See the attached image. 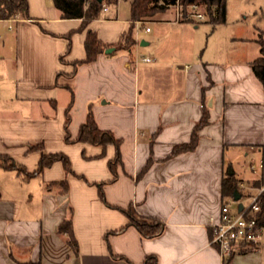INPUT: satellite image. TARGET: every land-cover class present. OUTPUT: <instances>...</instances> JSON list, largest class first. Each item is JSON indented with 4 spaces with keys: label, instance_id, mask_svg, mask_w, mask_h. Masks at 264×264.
<instances>
[{
    "label": "crops",
    "instance_id": "crops-1",
    "mask_svg": "<svg viewBox=\"0 0 264 264\" xmlns=\"http://www.w3.org/2000/svg\"><path fill=\"white\" fill-rule=\"evenodd\" d=\"M27 1L29 17L13 29L0 20V156L34 173L43 153H62L72 172L59 161L24 179L17 170L0 167V264H143L149 256L158 264H225L229 259L230 264H264V242L226 261L212 243L213 224L229 201L222 194L229 171L233 168L241 185L240 201L232 199L236 211L262 181L250 171L251 163L264 159V87L251 68L260 56L256 30L232 37L250 46L221 50L217 59L190 65L158 53L153 62H140L138 73L132 64L136 41L151 45L152 29L136 31L130 17L119 19L109 7L78 31L83 20L62 18L52 0ZM173 12H159L150 22L176 24ZM131 24L135 45L129 53L118 46ZM88 30L106 48L72 76L74 62L86 58ZM142 47L140 53L149 56ZM109 48L114 51L107 53ZM72 100L68 129L73 139L92 106L99 128L121 140L114 182L109 163L115 146L104 152L99 145L65 142ZM205 109L210 121L199 131L196 148L173 155L176 146L191 141ZM38 145L42 151L31 150ZM248 157L246 172L240 160ZM130 205L162 222L163 232L146 239L127 227L129 220L117 207ZM69 217L78 253L68 235L58 232Z\"/></svg>",
    "mask_w": 264,
    "mask_h": 264
},
{
    "label": "trees",
    "instance_id": "trees-1",
    "mask_svg": "<svg viewBox=\"0 0 264 264\" xmlns=\"http://www.w3.org/2000/svg\"><path fill=\"white\" fill-rule=\"evenodd\" d=\"M55 7L61 12V17L64 19H82V25L78 31H84L88 28L91 21L97 19L102 11L104 5L108 7H117L121 1H127L130 4V20L134 23L135 21H150L159 12L166 11L168 8L174 6L178 0H103L99 3L97 0H90V5L85 9V0H52ZM162 2V4H160ZM182 5L183 13L186 15L188 6L191 4H197L202 6L205 10L207 17L206 22L213 25L223 24L227 21V0H180ZM16 15H20L23 18L29 17V4L27 0H0V19L7 20ZM184 18L182 22H189ZM256 41L260 46V56L251 62V68L255 76L262 83L264 87V29L258 30ZM135 45V26L131 24L129 29L123 34L121 42L118 48L127 52H132ZM106 45L101 41L96 32L91 30L87 31L85 40L86 58L84 60L74 62V72L76 73L78 68L84 64L93 63L98 59V56L104 52ZM73 100L67 108V122L65 124L66 135L65 142L72 143H88L91 145L102 146L104 152L110 145L115 146L116 156L110 161L109 167L114 175V182L117 177V166L121 164V153L120 145L121 140L116 138L114 133L110 130H102L97 125L95 120L92 106L89 107L88 116L86 122L81 126L79 134L76 138H72L71 132L68 129L70 122V110L73 106ZM210 116L208 111L205 109L203 117L196 124L191 141L186 144L178 145L175 147L173 155L193 151L199 142V131L209 124ZM41 145L33 146L31 150H41ZM62 162L67 173H71V162L69 158L62 154H46L43 153L39 162V167L36 172H27L25 166L16 161L14 158L1 155L0 156V167L7 170H17L20 174L24 175V179H29L33 176L41 174L46 168L52 166L56 162ZM150 166L148 164L147 168ZM261 182V183H260ZM256 182V187H259L262 181ZM106 182L100 184L104 185ZM64 189L67 190L68 183L64 181ZM241 191L240 181L234 175L227 174L223 180L222 194L224 199H233L235 191ZM100 196L103 201H106L105 193L100 188ZM122 211L128 218L129 223L127 227H135L141 236L146 239H153L163 232L164 224L159 220L148 218L139 215L134 207L130 205L127 209L117 207ZM257 218L261 224H264V196H263V207L260 212L257 213ZM122 229L121 231H123ZM119 231V232H121ZM58 232L61 234L68 235V243L78 253V241L74 234L73 220L72 217L64 220L59 228ZM116 232V233H119ZM111 234V233H108ZM250 249H243L241 252L249 251ZM22 264H36L34 262H25ZM143 264H158L155 256H149ZM225 264H230V259Z\"/></svg>",
    "mask_w": 264,
    "mask_h": 264
},
{
    "label": "rangeland",
    "instance_id": "rangeland-1",
    "mask_svg": "<svg viewBox=\"0 0 264 264\" xmlns=\"http://www.w3.org/2000/svg\"><path fill=\"white\" fill-rule=\"evenodd\" d=\"M129 8L130 4L127 1H122L117 7H110L111 14L115 15L118 12V17L122 20L130 17ZM167 10L176 11L173 6ZM200 11L206 13L202 6H200ZM149 27L152 29V34H147V37L154 36L155 38L151 45L142 47V50L146 51L152 59L161 53L163 56L175 55L176 63L190 65L204 63L209 59L220 57L221 50L231 52L233 48L250 46L251 43L248 41L233 42L232 37L252 35L255 30L258 34V30L264 29V0H227V21L223 24L213 25L206 21L176 24L153 22ZM141 30L140 32H143V29ZM141 55L144 54L141 53ZM139 68L138 65V73ZM103 101L101 100V103ZM250 159L248 157L240 160V164L246 172H248ZM228 202L232 212L236 213V202L232 199H229ZM246 203L248 204L247 201Z\"/></svg>",
    "mask_w": 264,
    "mask_h": 264
},
{
    "label": "built area",
    "instance_id": "built-area-1",
    "mask_svg": "<svg viewBox=\"0 0 264 264\" xmlns=\"http://www.w3.org/2000/svg\"><path fill=\"white\" fill-rule=\"evenodd\" d=\"M162 4V2H160ZM90 5V0H85V9ZM175 7V22L180 23L184 18L191 21L205 22L206 15L200 11V6L191 4L188 6L186 15L183 13L180 0L173 6ZM109 7L104 5L102 12H107ZM2 21V19H0ZM23 20L20 15L4 20L9 23V28L13 29L15 23ZM150 21H135L136 31L142 27L145 31H150ZM141 46L139 38L136 41V50L132 64L138 66L140 62L151 63L153 59L149 56L141 55L139 47ZM190 67H186L188 71ZM250 171L264 180V159L251 163ZM264 182L257 187L256 192L249 196L248 204H243V208L233 213L230 203L225 202L221 206L220 218L213 224L212 243L217 246L223 261L240 253L243 249H257L264 242V224H261L257 218V213L263 207Z\"/></svg>",
    "mask_w": 264,
    "mask_h": 264
},
{
    "label": "water",
    "instance_id": "water-1",
    "mask_svg": "<svg viewBox=\"0 0 264 264\" xmlns=\"http://www.w3.org/2000/svg\"><path fill=\"white\" fill-rule=\"evenodd\" d=\"M99 3H102L103 2V0H97ZM148 43L147 42H145V41H142L141 42V46H146ZM112 51H114V48H109V49H107L106 50V52L107 53H111ZM229 175H234V170H233V168L229 171V173H228ZM234 201H236V202H238V201H240V199H241V194L236 190L235 191V193H234ZM239 207L240 208H243V203L242 202H240L239 203Z\"/></svg>",
    "mask_w": 264,
    "mask_h": 264
}]
</instances>
